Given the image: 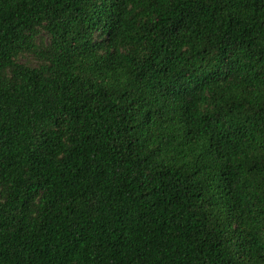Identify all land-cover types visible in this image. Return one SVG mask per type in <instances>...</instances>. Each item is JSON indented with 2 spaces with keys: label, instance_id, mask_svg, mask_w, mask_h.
Segmentation results:
<instances>
[{
  "label": "trees",
  "instance_id": "trees-1",
  "mask_svg": "<svg viewBox=\"0 0 264 264\" xmlns=\"http://www.w3.org/2000/svg\"><path fill=\"white\" fill-rule=\"evenodd\" d=\"M0 264H264V0H0Z\"/></svg>",
  "mask_w": 264,
  "mask_h": 264
}]
</instances>
